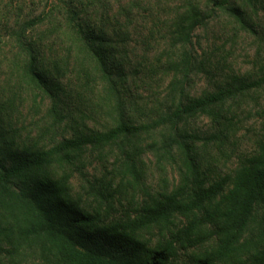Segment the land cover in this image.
Listing matches in <instances>:
<instances>
[{
  "label": "trees",
  "instance_id": "trees-1",
  "mask_svg": "<svg viewBox=\"0 0 264 264\" xmlns=\"http://www.w3.org/2000/svg\"><path fill=\"white\" fill-rule=\"evenodd\" d=\"M147 1L54 0L20 24L1 14L0 263L264 264V144L225 175L201 157L264 87V62L193 87L220 73L201 32L260 35V0H179L151 22ZM200 117L214 131H195ZM148 163L174 182L153 184Z\"/></svg>",
  "mask_w": 264,
  "mask_h": 264
},
{
  "label": "rangeland",
  "instance_id": "rangeland-1",
  "mask_svg": "<svg viewBox=\"0 0 264 264\" xmlns=\"http://www.w3.org/2000/svg\"><path fill=\"white\" fill-rule=\"evenodd\" d=\"M54 0H0V16L3 12H12L8 18L9 23L20 24L26 21L33 15L39 12H46L47 6ZM179 0H148L140 12L144 20L152 21V17L157 15L172 16L176 7L179 6ZM257 14L254 17L256 29L261 33L256 37H248L241 34L235 40H230L229 37H224L220 34L219 26H214L212 29L203 31L200 34V50L205 51L210 57V61L214 65L217 62L218 72L200 74L193 78V87L197 90L211 87L222 76L233 71L237 74L250 76L256 54L258 53L259 62H264V0H260L257 4ZM16 19V20H15ZM4 20V19H3ZM161 20V19H160ZM157 21V19H156ZM158 23V21H157ZM15 24V25H16ZM158 35H156V38ZM0 46L7 45L6 39L2 38ZM212 79H211V77ZM155 81L159 82V79ZM153 83V89L147 94L151 95L159 92L160 83ZM158 84V85H157ZM158 86V87H157ZM24 117L27 122L36 116L38 112L32 110L29 104L24 107ZM233 122V131L222 139L216 142L201 152L204 168L209 172L210 176L225 175L230 173L239 164L245 163L260 151L264 144V87L251 91L241 102L234 105L229 112ZM195 131L201 135L214 131L213 123L206 117H200L192 123ZM151 167L150 180L156 184L163 176L168 178V183L174 181V169L168 168V172L159 173L155 168ZM258 218H264V212L260 211L257 214ZM144 238H149L150 233L143 234ZM0 264H7L2 261ZM9 264V263H8ZM22 264H33L31 260L23 261Z\"/></svg>",
  "mask_w": 264,
  "mask_h": 264
}]
</instances>
